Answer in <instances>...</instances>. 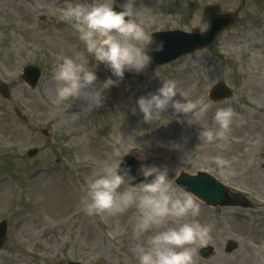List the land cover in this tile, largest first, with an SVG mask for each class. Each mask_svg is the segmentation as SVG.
<instances>
[{
  "label": "rangeland",
  "instance_id": "374dc122",
  "mask_svg": "<svg viewBox=\"0 0 264 264\" xmlns=\"http://www.w3.org/2000/svg\"><path fill=\"white\" fill-rule=\"evenodd\" d=\"M141 3L155 12L150 32H204L212 15L236 16L206 49L160 68L147 66L124 86L105 89L102 106L79 113L85 101L57 102L52 71L60 56L83 54L90 65L95 62L72 23L58 18L64 0H0V84L9 89L7 99L0 95V221L7 223L0 264H138L148 236L189 222L192 217H168L138 236L135 207L117 215L82 210L86 178L126 155L146 166L166 165L173 179L205 170L242 191L251 208L200 203L197 219L212 226L205 244L213 251L207 258L196 256V264H264V0H137V7ZM30 64L42 70L35 89L19 80L22 67ZM95 71L99 88L107 79L104 65ZM164 79L177 81L186 99L208 101V114L196 120L169 107L145 122L136 100L155 92ZM220 81L233 95L210 102L207 93ZM174 99L183 98L178 93ZM229 104L238 115L221 151L199 134L215 128L216 108ZM42 128L49 130L48 137ZM32 148L38 154L28 159ZM114 149L120 150L118 158ZM239 153L244 157L237 159ZM217 154L232 161L231 174L222 175L212 163ZM229 240L238 243L237 249H225Z\"/></svg>",
  "mask_w": 264,
  "mask_h": 264
},
{
  "label": "clouds",
  "instance_id": "9594fccd",
  "mask_svg": "<svg viewBox=\"0 0 264 264\" xmlns=\"http://www.w3.org/2000/svg\"><path fill=\"white\" fill-rule=\"evenodd\" d=\"M117 0H64L60 20L70 21L84 44L86 52L95 62L89 64L83 54L75 57L60 56L52 71L56 82L57 102L83 100L82 112L90 113L104 103V90L123 80L125 72L141 73L154 59L151 53L164 50L165 41L153 35L147 27L153 22L155 12L144 6L137 7V0H122L120 10L114 8ZM105 65L111 72L99 88L95 86L98 65ZM153 93L142 95L136 107L145 122L161 116L169 107L174 114H191L196 120L205 117L210 103L203 98L186 99L174 79H164ZM179 96L183 99H174ZM136 108H133L135 112ZM78 113H73L76 115ZM229 104L217 107L212 120L215 128H203L200 140L215 143L221 151L227 148L231 127L237 117ZM113 155L120 156L114 149ZM222 175L232 172V161L222 155L210 157ZM138 175L123 159L104 163L86 178L85 195L80 204L88 215H117L135 207V231L138 236L154 226L166 223L168 217H192L189 222L176 227H166L147 237L146 246L139 249L138 264H196L199 247L210 238L212 226L201 223L199 199L177 187L168 167L140 164Z\"/></svg>",
  "mask_w": 264,
  "mask_h": 264
},
{
  "label": "water",
  "instance_id": "95a60500",
  "mask_svg": "<svg viewBox=\"0 0 264 264\" xmlns=\"http://www.w3.org/2000/svg\"><path fill=\"white\" fill-rule=\"evenodd\" d=\"M122 2V0H117V3L114 4V8L116 10H120L118 4ZM234 21V15H216L213 17L212 24L210 30L204 35L197 34H186L180 31H168V32H155L153 33L159 39H163L165 41L164 50L159 53H151L154 59L151 61L149 66L154 67L160 64H164L173 58H176L179 55L192 52L201 47H204L211 43L213 38L224 28L228 27ZM182 42V43H181ZM107 73L109 77L112 79H116L111 76L110 70L106 67ZM134 72L126 71L123 80L117 83V85H122L127 82L132 76ZM39 76V70L33 67H25L23 79L31 86H33ZM0 91L3 95H7V90L5 86L0 87ZM213 97L222 98L229 97L230 92L225 89L222 85H218L213 90ZM33 151L29 152V155H32ZM123 162L127 165L131 166L132 173L138 176V179H142L138 175V168L136 161L131 157H125ZM176 184L183 189L193 193L198 198L205 201L206 204L209 205H230L239 203L243 206H247V202L243 200L240 196H235L232 202L228 201L226 198V191H224L217 182L213 179L199 174L196 177H190L187 175H180L176 180ZM4 240V227L0 226V247ZM235 246V243L230 242L227 249L231 250ZM211 252V247H203L201 249V255L207 256ZM77 264V263H70Z\"/></svg>",
  "mask_w": 264,
  "mask_h": 264
},
{
  "label": "bare ground",
  "instance_id": "6f19581e",
  "mask_svg": "<svg viewBox=\"0 0 264 264\" xmlns=\"http://www.w3.org/2000/svg\"><path fill=\"white\" fill-rule=\"evenodd\" d=\"M244 40V37L242 38V39H240L239 41H243ZM69 49H72V48H69ZM72 55V54H71ZM70 55V57H75L76 55L74 54V55H72L71 56ZM255 60H254V58H252V59H249L248 60V62H246V63H253ZM245 138L248 140V141H254V136L253 135H246L245 136ZM235 157L238 159V158H241V157H244V155L242 154V153H239V156L238 155H235ZM262 207H264V205H262Z\"/></svg>",
  "mask_w": 264,
  "mask_h": 264
}]
</instances>
